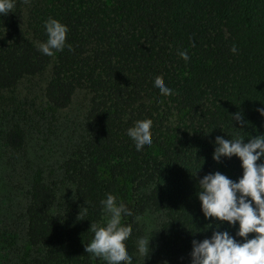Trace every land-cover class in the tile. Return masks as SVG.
Here are the masks:
<instances>
[{
    "label": "trees",
    "instance_id": "1",
    "mask_svg": "<svg viewBox=\"0 0 264 264\" xmlns=\"http://www.w3.org/2000/svg\"><path fill=\"white\" fill-rule=\"evenodd\" d=\"M48 17L68 26L66 47L53 57L34 45L46 40ZM183 50L187 62L178 54ZM46 73L45 107L36 113L15 91ZM155 78L174 94H159ZM80 91L88 103L60 166L72 187L62 203L56 181L29 160L13 158L26 151L41 119L70 108ZM259 107L264 0H46L32 6L16 0L13 11L0 15V264H102L85 245L91 223L105 219L100 200L106 194L132 214L122 224L133 230L126 244L133 264L141 218L150 210L163 215L161 255L188 256L191 241L212 232L197 196L199 179L217 170L233 180L242 175L235 155L212 159L215 138L238 135L247 142L264 134ZM235 113L247 123L232 119ZM144 120L151 122L153 143L136 152L125 133ZM225 228L234 234L227 222Z\"/></svg>",
    "mask_w": 264,
    "mask_h": 264
},
{
    "label": "clouds",
    "instance_id": "2",
    "mask_svg": "<svg viewBox=\"0 0 264 264\" xmlns=\"http://www.w3.org/2000/svg\"><path fill=\"white\" fill-rule=\"evenodd\" d=\"M15 3L16 0H0V15L13 11ZM43 25L47 38L34 41V45L41 54L53 57L66 47L68 26L54 17H48ZM230 51L235 53V46ZM178 54L185 62L190 59L186 50ZM152 87L162 96L174 94L160 78L153 80ZM256 111L264 117V107ZM232 119L247 123L240 113L233 114ZM151 127L150 121H136L126 131L136 152L152 145ZM214 145L212 159L220 163L222 158L235 155L241 162L242 175L233 180L217 170L199 179L197 196L204 218H211L205 228H212V232L202 240L191 241L189 264H264V134L250 137L247 142L238 135L230 139L217 136ZM200 168L201 164L196 171ZM100 205L105 219L102 223H91L89 230L93 236L85 251L102 264H133L134 255L126 247L133 230L122 224V220L132 216L131 212L111 194H106ZM214 221L218 223L213 227ZM224 222L235 230L234 234L227 228L220 230ZM250 233L254 235L249 237ZM150 237L151 234L140 236L134 241L135 253L142 264L150 252Z\"/></svg>",
    "mask_w": 264,
    "mask_h": 264
},
{
    "label": "rangeland",
    "instance_id": "3",
    "mask_svg": "<svg viewBox=\"0 0 264 264\" xmlns=\"http://www.w3.org/2000/svg\"><path fill=\"white\" fill-rule=\"evenodd\" d=\"M46 0H25L27 6ZM49 79V73L26 79L15 91V94L29 101L37 109L36 113L45 107L43 89ZM11 93H9L10 95ZM88 99L84 91H80L73 105L57 113H49L46 119H41L38 129L32 131L26 151L13 160H21V163L30 161V164L38 170H43L44 176L49 181L58 183L59 201L68 202L72 197V187L64 181L60 166L66 157L72 142L78 137L82 117L86 111ZM37 119H39L37 117ZM7 158H11L9 155ZM17 202V201H16ZM18 210V207H15ZM163 220L160 212L150 210L141 218V235H150L149 255L143 264H189L190 256L181 258H164L159 249V226ZM136 264H142L138 254Z\"/></svg>",
    "mask_w": 264,
    "mask_h": 264
}]
</instances>
